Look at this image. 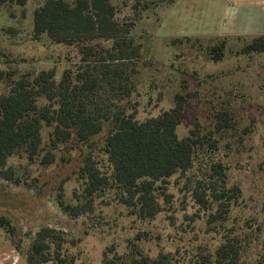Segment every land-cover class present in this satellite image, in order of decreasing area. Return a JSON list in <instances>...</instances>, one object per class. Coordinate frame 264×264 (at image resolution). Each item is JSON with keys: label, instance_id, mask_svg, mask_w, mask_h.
Here are the masks:
<instances>
[{"label": "rangeland", "instance_id": "374dc122", "mask_svg": "<svg viewBox=\"0 0 264 264\" xmlns=\"http://www.w3.org/2000/svg\"><path fill=\"white\" fill-rule=\"evenodd\" d=\"M45 1L0 6V71L11 79L53 71L58 82L78 63L76 48L33 36L32 14ZM112 4L114 19L128 26L129 37L141 49L132 81L136 96L126 107L144 121L169 110L174 96L183 95L176 133L183 139L193 130L199 140L192 168L166 180L164 192L170 196L161 213L139 219L120 204L121 192L110 182L91 196L84 193V159L90 157L101 173L110 175L106 128L84 145L60 148L51 165L28 168L29 175L18 184L0 179V217L12 227L9 236L0 229V264H27L31 240L44 228L62 234L73 264H101L102 252L110 246L124 261L162 253L172 256V264H189L196 253L213 251L221 243L232 244L236 264H264V53L242 52L246 42L264 33V0ZM222 41L221 57H211L210 50ZM6 83L7 78L0 83V96ZM218 114L229 120L221 132L213 128ZM47 134L43 130V143ZM218 163L225 184L215 180L214 188L225 186L223 205L230 209L208 224L211 211L198 208L191 192L201 181L199 191L206 189L208 170ZM232 187L238 195L228 192ZM59 200L70 209H59Z\"/></svg>", "mask_w": 264, "mask_h": 264}, {"label": "trees", "instance_id": "16d2710c", "mask_svg": "<svg viewBox=\"0 0 264 264\" xmlns=\"http://www.w3.org/2000/svg\"><path fill=\"white\" fill-rule=\"evenodd\" d=\"M69 1L46 0L32 14V31L34 37L44 35L57 44L76 48L79 60L74 69L65 70L58 82L54 81L53 71L19 79H11V74L0 71V83L7 78L5 92L0 96V179L18 184L29 175L28 168L51 165L55 151L68 145H84L106 128L104 154L110 175L101 173L90 157L84 159L80 169L84 193L91 196L110 182L121 192L120 204L130 215L153 219L170 196L164 192L166 180L192 168L199 144L193 130L183 139L176 133L184 96L176 94L172 107L158 116L137 120L135 109H128L126 101L136 96L132 81L137 74L140 47L129 37L128 26L114 19L112 0ZM25 3L26 0H0V6L23 7ZM249 41L243 46V53H264V35ZM224 47L222 41L211 49V57L219 59ZM104 95L108 97L106 101ZM227 124L226 116L218 114L214 131L221 132ZM43 130H48L46 143ZM215 180L225 184L219 163L209 168L204 181L206 189L199 191L201 181L191 192L198 208L211 211L208 224L217 222L230 209V205H223L225 186L214 188ZM228 192L238 195L239 189L232 187ZM56 204L61 210L70 209L60 200ZM71 210L76 212L78 208ZM0 229L7 236L12 232L2 217ZM65 244L61 233L41 229L31 240L26 263L73 264V257L64 252ZM194 257L189 264H236L238 260L230 243H221L213 251L206 248ZM172 262V256L162 253L154 259L138 255L124 261L115 254L113 246L101 256V264Z\"/></svg>", "mask_w": 264, "mask_h": 264}, {"label": "crops", "instance_id": "0c3cea01", "mask_svg": "<svg viewBox=\"0 0 264 264\" xmlns=\"http://www.w3.org/2000/svg\"><path fill=\"white\" fill-rule=\"evenodd\" d=\"M260 35H264V33H260Z\"/></svg>", "mask_w": 264, "mask_h": 264}]
</instances>
